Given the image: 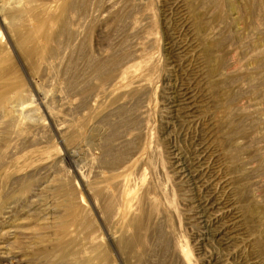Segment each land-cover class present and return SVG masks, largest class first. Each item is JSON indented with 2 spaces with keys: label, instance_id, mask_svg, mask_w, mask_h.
Wrapping results in <instances>:
<instances>
[{
  "label": "rangeland",
  "instance_id": "rangeland-1",
  "mask_svg": "<svg viewBox=\"0 0 264 264\" xmlns=\"http://www.w3.org/2000/svg\"><path fill=\"white\" fill-rule=\"evenodd\" d=\"M65 1L0 25V264H264V0Z\"/></svg>",
  "mask_w": 264,
  "mask_h": 264
},
{
  "label": "bare ground",
  "instance_id": "bare-ground-1",
  "mask_svg": "<svg viewBox=\"0 0 264 264\" xmlns=\"http://www.w3.org/2000/svg\"><path fill=\"white\" fill-rule=\"evenodd\" d=\"M71 5H72V0H66L65 2L61 3V5L58 6L59 15L58 17L55 18L56 22H58L59 24H62L64 22V14L66 13L67 9L71 7ZM48 8H50V6L42 3V0H0V25L4 27H10L9 29L16 37L15 38L16 46L25 61H29L32 59L33 56H37V55L45 59V56L49 55L48 52L50 50V48L49 50H47L48 47L47 44L57 41L56 40L58 37L57 34L52 32L46 34V32L44 31L45 23L48 21V17L47 15H44L42 17L41 12L44 11V14H47L46 9ZM17 27L18 28L23 27L24 29L23 31H19ZM0 45H1V33H0ZM1 48L2 47L0 46V78H2L3 76L6 77L8 75L7 73L10 72V67H4V65H2L3 58L1 55L3 53V50ZM97 69H99V67H96V71ZM3 88H5V86H3ZM5 89H7V87ZM6 99L7 97L5 98L4 96L2 104H4V102L7 101ZM0 107H1L0 109H2V106ZM2 117L3 116H0V125L2 123ZM12 124H13V120H11L10 122L7 121L6 123H4V129L6 131L11 130L13 127ZM121 243L119 244L120 245L124 244V247H127V244L129 242L127 243L123 241ZM68 254H69L68 251L66 254L64 249H62L61 251L58 252L57 257L60 260H64L65 258L68 257L71 258V255ZM70 260L71 262H73V264H92L91 259H86L82 263H77L73 259Z\"/></svg>",
  "mask_w": 264,
  "mask_h": 264
}]
</instances>
